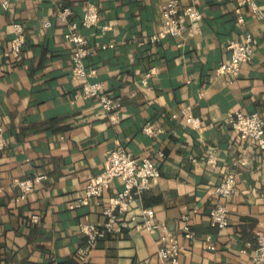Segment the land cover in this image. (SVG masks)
<instances>
[{
  "label": "crops",
  "instance_id": "1",
  "mask_svg": "<svg viewBox=\"0 0 264 264\" xmlns=\"http://www.w3.org/2000/svg\"><path fill=\"white\" fill-rule=\"evenodd\" d=\"M167 0H11L0 6V264H67L86 246L83 223L100 224L109 196L122 182L115 178L99 198L71 207L84 185L105 166L109 151L124 148L136 158H151L160 175L135 197L127 212L153 208L154 221L178 235L184 246L179 264H253L257 231L264 233V150L240 137L227 123L236 111L264 116V47L258 46L235 75L218 74L230 58L228 45L252 33L264 41V0H255L259 16L243 0H178L202 14L199 30L183 40L161 31ZM96 4L100 22L83 30L89 46L111 44L85 59L90 81L121 98L119 121L110 124L94 99L75 98L72 47L64 39L67 22L56 17L69 8L77 22L87 4ZM238 17L242 21H238ZM49 26H43L44 20ZM25 36L18 57L8 56L13 24ZM101 26L109 29L101 31ZM157 35L155 43L149 37ZM144 81V84H143ZM185 105L199 117L192 129L179 114ZM177 114L176 118L171 117ZM152 123L160 132L143 134ZM160 154H163L161 156ZM246 154L248 164L233 168ZM209 155L214 166L207 164ZM229 173L236 178L227 202L226 227L210 226L208 212L218 201L214 192ZM36 176L22 199L14 179ZM38 215L37 223L30 222ZM188 215L195 235H182ZM156 231L124 229L100 238L84 264H159ZM211 236L212 249L206 237Z\"/></svg>",
  "mask_w": 264,
  "mask_h": 264
},
{
  "label": "built area",
  "instance_id": "2",
  "mask_svg": "<svg viewBox=\"0 0 264 264\" xmlns=\"http://www.w3.org/2000/svg\"><path fill=\"white\" fill-rule=\"evenodd\" d=\"M11 0H0V6L6 10L9 8ZM19 1V0H14ZM252 13L259 16L258 5L255 0H243ZM70 9L60 7L56 10V17L67 22V30L63 33L64 39L72 47V56L70 59V68L72 69V79L79 83V90L75 98L94 99L98 102L100 109L106 114L110 124L119 121L118 113L122 101L119 96L109 95L103 90L99 82H91V73L85 66V59L96 52L97 49L111 48V44H96L89 46L86 35L83 30L92 29L98 26L100 22V12L96 4H87L81 14V19L77 22L68 21ZM162 27L161 31L173 38H178L176 44L180 47L183 40L193 37L199 30V23L202 14L199 9L193 5L181 6L178 0H167L161 9ZM238 21H242L238 17ZM50 21L44 20L43 26H49ZM109 28L101 26V31L105 32ZM13 38L10 41L8 56L18 57L25 43L23 28L19 23L13 24ZM159 40L157 35L149 37L151 43ZM258 46L264 47V41H259L252 33H247L240 41L230 42L227 48L230 50V58L227 62L219 64L216 69L218 74L235 75L239 72L241 63H248L251 60L255 49ZM144 84V81H143ZM180 115L184 117L185 123L192 129H199L201 120L190 113V106L185 105L181 108ZM171 117L176 118L177 114ZM229 126L239 133L240 137L248 140L247 149H253L255 145L260 150H264V116L255 112L246 113L236 111L227 119ZM143 134L154 135L160 132L152 123L148 122L141 128ZM253 142V145H252ZM5 146L3 129L0 126V150ZM163 156V154H160ZM248 156L243 154L234 159L231 166L237 168L248 164ZM207 164L214 166L215 158L209 155L206 159ZM160 175V170L151 158L138 159L134 154L127 152L122 147H117L107 153L105 166L101 172L94 178L87 181L84 185V195L82 198L71 203V207H81L88 205L90 199L99 198L107 190L115 178H119L123 188L115 195L109 196L107 206L101 212L102 222L93 224L91 222L83 223L80 231L86 238V246L75 250L76 261L67 264H84L88 251L102 237L110 233H119L124 229H145L149 232L156 231L155 241L157 245L156 253L159 264H179V257L184 246L172 230H167L163 224L155 222L153 208H141L139 214L132 213L127 219L121 218V215L127 212L135 197L139 196L144 190L149 188L150 180ZM42 179V176H36L31 179L18 180L14 179L13 186L20 190V197L24 199L33 189L35 181ZM236 178L234 173H229L219 182L215 189L217 202L208 212L210 226L215 229H221L228 225L227 202L231 197L235 186ZM262 206L264 210V195L262 196ZM264 214V212H263ZM183 221L182 235L188 241L195 237L193 230L189 225L187 214L181 217ZM39 216L32 215L30 222L37 223ZM257 243L253 253V264H264V233L257 231ZM207 248L212 249L211 236L206 237Z\"/></svg>",
  "mask_w": 264,
  "mask_h": 264
}]
</instances>
